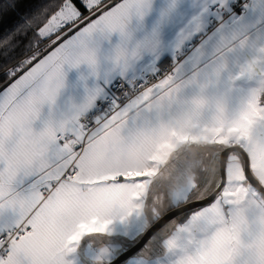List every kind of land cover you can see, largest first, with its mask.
Masks as SVG:
<instances>
[{
	"label": "snow or ice",
	"instance_id": "snow-or-ice-1",
	"mask_svg": "<svg viewBox=\"0 0 264 264\" xmlns=\"http://www.w3.org/2000/svg\"><path fill=\"white\" fill-rule=\"evenodd\" d=\"M155 5L48 0L0 28V264H71L82 239L130 219L143 247L127 264H151L157 241L178 253L174 264H264V230L242 196L264 194V168L254 176L249 157L251 129L264 123V0ZM10 9L16 0L0 3ZM82 64L93 86L54 115L63 66ZM241 81L253 87L239 88L238 123L221 113L213 127L177 131L181 114L203 115L193 96ZM205 155L218 163L212 192L199 179Z\"/></svg>",
	"mask_w": 264,
	"mask_h": 264
},
{
	"label": "crops",
	"instance_id": "crops-1",
	"mask_svg": "<svg viewBox=\"0 0 264 264\" xmlns=\"http://www.w3.org/2000/svg\"><path fill=\"white\" fill-rule=\"evenodd\" d=\"M159 4L160 0H156V5L154 7H158ZM154 15L155 13L146 18V22L149 25L152 23ZM176 23L178 24V21ZM175 27L176 24L165 29L164 35L161 36V40L165 44H167L168 40L173 35ZM63 71L65 73V83L64 87L59 91L56 103L53 106L54 115H59L60 113L65 112L71 103H80L85 95V89L91 88L94 83V79L89 75V69L86 65L82 64L77 68H70L69 66L64 65ZM1 73L2 76L0 80L4 78L3 72ZM240 87L249 89L253 87V85L241 81L236 89L229 91L227 83H224L219 89H211L203 95L197 94L193 96L190 106L195 110L196 116H199V113L201 112L203 115L199 116L197 121L192 118L193 113L181 114L178 117L179 126L177 131L179 132L186 129L196 122L201 126L213 127L216 125V117L221 115V113L225 114V118L228 122L238 123L241 114L245 111L246 105V97L244 92L239 90ZM188 95H192V93H189ZM41 111L42 114L46 115L48 112V106L44 105ZM249 143L250 168L255 176L257 169L264 168V123H260L258 126L251 129ZM188 153L189 163L198 159L197 149L195 147H190ZM236 154L239 155L238 152ZM205 160L206 163L202 165L204 171L199 176V179L201 184L210 182L208 192H212L216 181L219 179L218 174H214V169L218 167V163L216 161H207L206 155ZM241 163H243L242 158ZM192 174L196 175L195 169L192 170ZM244 187H247L246 182L244 183ZM242 196L245 201L244 206L252 207V211L249 212L247 216L248 221L258 229L264 228V225H261L260 222V210H264V196L261 194L258 195L257 193H242ZM185 219L186 217L181 218L179 223H184ZM111 227V234L107 235L103 240L82 239L76 250L69 253L65 259L70 261L71 264H106L130 248L139 239L136 236L137 222L135 219H130L127 224L116 222ZM101 247H107L109 249V254L101 256L99 252ZM155 253L157 254V257H151V264H168V258L174 257L175 254H177L175 257L177 259L178 256V253L166 252L160 245L159 241L154 245L151 251V256ZM130 258L131 257L123 260L119 264H127Z\"/></svg>",
	"mask_w": 264,
	"mask_h": 264
},
{
	"label": "trees",
	"instance_id": "trees-1",
	"mask_svg": "<svg viewBox=\"0 0 264 264\" xmlns=\"http://www.w3.org/2000/svg\"><path fill=\"white\" fill-rule=\"evenodd\" d=\"M4 0H0L3 3ZM48 3V0H16V9L8 10L0 13V28L7 31L13 24H15L26 12L35 11ZM23 9V10H22ZM2 63V61H0ZM0 71V79L2 76ZM179 219V218H176Z\"/></svg>",
	"mask_w": 264,
	"mask_h": 264
},
{
	"label": "water",
	"instance_id": "water-1",
	"mask_svg": "<svg viewBox=\"0 0 264 264\" xmlns=\"http://www.w3.org/2000/svg\"><path fill=\"white\" fill-rule=\"evenodd\" d=\"M237 152L239 153V150H237ZM257 187H259V186H257ZM261 195L264 196V194H261ZM142 247L143 246L139 243V239H138V241L135 244H133L130 248H128L127 250H125L124 252H122L121 254H119L117 257H115L112 261H110L107 264H119L123 260H125V259H127V258L130 257L129 256V253H131V255H133L135 252H137L138 250H140Z\"/></svg>",
	"mask_w": 264,
	"mask_h": 264
},
{
	"label": "rangeland",
	"instance_id": "rangeland-1",
	"mask_svg": "<svg viewBox=\"0 0 264 264\" xmlns=\"http://www.w3.org/2000/svg\"><path fill=\"white\" fill-rule=\"evenodd\" d=\"M259 229H260V230H264V228H259ZM141 249H142V248H141ZM141 249H140L139 251H137V252H140ZM137 252H136V253H137ZM136 253H135V254H136ZM135 254H134L133 256H135ZM176 255H177V254H175L174 257H170V258H168V264H174V261L176 260V258H175ZM109 256H110V255H109ZM111 257H112V255H111ZM116 257H117V256H116ZM151 257H152V258H156V257H157V254L155 253V254H153ZM130 259H131V258H130ZM112 260H113V259H112ZM112 260H111V261H112ZM109 262H110V261H109ZM109 262H108V263H109ZM106 264H107V263H106Z\"/></svg>",
	"mask_w": 264,
	"mask_h": 264
}]
</instances>
